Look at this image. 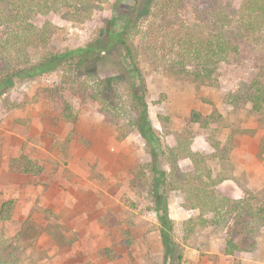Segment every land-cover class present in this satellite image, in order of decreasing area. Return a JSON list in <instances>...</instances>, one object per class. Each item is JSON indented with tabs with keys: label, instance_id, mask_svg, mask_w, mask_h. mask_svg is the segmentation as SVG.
Here are the masks:
<instances>
[{
	"label": "rangeland",
	"instance_id": "rangeland-1",
	"mask_svg": "<svg viewBox=\"0 0 264 264\" xmlns=\"http://www.w3.org/2000/svg\"><path fill=\"white\" fill-rule=\"evenodd\" d=\"M184 2L185 10H190L194 0ZM152 3L107 0L85 23L65 20L59 13L35 17L33 23L55 26L50 45L62 53L84 47L98 37L107 20L116 16L122 21L134 7L138 6L136 19L142 27L161 20L155 10L146 14ZM79 57L74 54L68 64ZM139 66L147 86L148 119L160 140L170 141L165 132L172 136L190 130L192 150L208 155L216 152V144L221 153L218 162L207 164L213 178L203 176L214 183L210 188L215 204L223 207L219 216H205L217 220V227L198 226L184 236L182 223L199 215L182 176L193 171L188 159L180 160L173 171L180 189L165 193L181 264H264V220L257 213L264 199V113L253 114L248 103L227 100L260 74L264 83V33L222 64V75L211 86H196L184 75H166L161 66L145 60ZM125 67L129 71L125 82L134 80L122 49L110 46L85 59L78 73L89 86L101 82L103 96L114 104L107 80L124 76ZM69 69L57 65L55 71L20 79L2 95L21 107L7 110L0 104V206L11 201L8 219L0 221V234L6 229L19 232L30 264H162L159 221L149 194L148 143L136 130L119 138L115 127L105 122L99 104L76 97L62 83L71 75ZM60 86L63 96L56 101L40 97L43 90ZM63 101L73 108L72 123L61 118ZM192 111L219 117L203 128L190 120ZM28 162L34 164V172L23 170ZM165 168L171 170L170 164ZM241 208L244 212L237 220ZM244 223L249 224L247 229ZM227 239L239 244L240 250L225 255Z\"/></svg>",
	"mask_w": 264,
	"mask_h": 264
},
{
	"label": "trees",
	"instance_id": "trees-1",
	"mask_svg": "<svg viewBox=\"0 0 264 264\" xmlns=\"http://www.w3.org/2000/svg\"><path fill=\"white\" fill-rule=\"evenodd\" d=\"M184 1L154 0L147 7L146 14L150 16L155 10L157 18L161 20H150L145 27L136 19L138 6L134 7L122 21L116 16L107 20L98 37L84 47L60 53L50 45L55 26L44 23L38 27L33 23L34 18L59 13L65 20L85 23L92 20L94 11L100 9L107 0H0V104L7 110L20 108L19 104L8 101L2 95L20 79H32L50 70L55 71L57 65H67L71 75L62 78V83L68 84V89L76 97L99 104L105 122L115 127L119 138L138 131L150 148V162L147 164V172L150 174L149 194L159 221L162 264L183 262L182 253L173 239L174 224L169 218L165 199L166 192L181 187L173 172L177 168L176 164L184 159L192 164V173L182 175L192 194L189 201L192 204L195 199L193 207H198L199 211V215L182 223L184 236H189L198 226L210 224L217 227L219 224L214 218L205 217L211 213L214 217L219 216L223 207L215 204L213 190L210 188L214 183L211 184V179H204L203 176L213 178L207 164L210 161L218 162L221 153L217 152L216 144L213 147L216 152L208 155L192 150L190 130L172 136H167L165 132L170 141L160 140L148 119L147 86L139 61L145 60L151 65L161 66L166 75L187 76L196 86H211L222 75L221 65L230 57L239 56L245 43H252L264 33V0H239L237 4L194 0L190 10H185ZM180 14L187 16L182 17ZM113 19L117 21L115 25ZM50 28L55 29L51 31ZM110 46L122 49L135 73L134 80L125 82L123 78L129 74L125 67L122 72L124 76H111L107 80V87L114 90V104L108 103L103 96L99 89L101 82L98 81L96 87L89 86L88 80L80 79L78 73L85 59L95 57ZM76 53L80 54L79 59L76 63L68 64V58ZM260 76L254 77L245 88L229 95L227 100L234 104L248 103L253 114L264 113V83ZM63 88L45 89L40 97L56 101L63 96ZM73 112L70 103L63 101L61 118L72 123L75 120ZM218 117L215 113L203 117L201 113L192 111L190 120L208 128L211 120ZM168 164L172 171L165 168ZM34 168V164L28 162L23 170L34 172ZM196 183L202 186L195 187ZM262 201L257 213L264 220V199ZM10 206L11 201L3 202L0 206L2 223L8 219ZM184 206L187 207L186 204ZM242 211L243 208L236 214L237 220L241 219ZM242 226L247 229L249 224L244 223ZM19 237V232L7 229L2 231L0 264L31 263L27 255L28 247L22 244ZM238 250L239 244L231 239L225 241V255H232Z\"/></svg>",
	"mask_w": 264,
	"mask_h": 264
}]
</instances>
